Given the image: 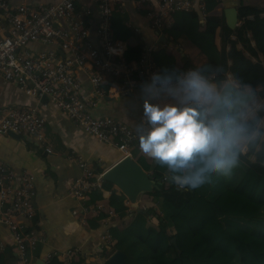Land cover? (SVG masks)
Listing matches in <instances>:
<instances>
[{
    "label": "built area",
    "instance_id": "1",
    "mask_svg": "<svg viewBox=\"0 0 264 264\" xmlns=\"http://www.w3.org/2000/svg\"><path fill=\"white\" fill-rule=\"evenodd\" d=\"M91 1L98 15L96 45L89 39V28L93 27L91 12L88 8L77 7L75 0L34 6H12L7 0H0V78L29 97L36 100L45 98L76 127L98 142L112 145L124 158L131 156V150L139 143V136L147 134V123H143V119V126L139 131H134L113 118H96L92 110L99 99L114 95L127 97L141 85L153 83L163 88L159 79L162 73L150 57L156 47H142L140 57L136 61H129L126 58V44L115 38L113 14L121 12L124 0ZM206 2L135 0L134 5L145 12L150 30L165 34L164 31L173 25V16L177 13L195 12L199 21L205 23L209 15ZM126 24L135 35L139 33L130 23ZM32 44L47 49L36 51L30 47ZM166 48L169 52L174 49L173 44ZM191 71L200 73L189 66L177 80L170 81V85L176 87L181 78ZM79 73L87 76L92 89L90 94L84 91ZM200 74L208 82L213 79V76ZM183 107L194 105L188 101ZM207 118L211 119L210 111ZM7 133L30 138L44 153L51 154L46 138V121L38 107L0 108V134ZM69 159L80 171V176L74 179L69 188V195L81 204L83 221L88 216L102 222H105V218L119 220L105 201L87 204L91 193L103 194L104 172L96 173L85 160L73 154L69 155ZM167 180V177H163L162 182ZM174 189L181 191L175 185ZM35 197V177L24 171L17 179L15 171L0 160V224L10 232L15 252L14 264H35L34 253L46 242L45 235L38 229L39 224L35 222ZM145 208L140 209L144 211ZM131 211L127 213L128 218ZM72 214L77 216L79 212L74 210ZM149 220L157 224L155 217ZM110 227L106 224L100 236V261L107 262L116 251L109 233ZM5 249V243L0 240V256ZM73 259H81L85 263L97 262L96 257L77 248L52 250L42 261L43 264L53 261L70 264Z\"/></svg>",
    "mask_w": 264,
    "mask_h": 264
},
{
    "label": "trees",
    "instance_id": "2",
    "mask_svg": "<svg viewBox=\"0 0 264 264\" xmlns=\"http://www.w3.org/2000/svg\"><path fill=\"white\" fill-rule=\"evenodd\" d=\"M210 2H206L207 12L217 7L216 2ZM262 15L264 9L241 2L240 25L230 30L222 17L208 15L201 25L195 12L177 13L171 28L164 32L173 44L185 41L206 57L207 64L199 71L213 76L211 82L218 88L230 76L241 89L249 88L260 102L264 100ZM118 16L115 14L113 18L119 20L121 27L117 29L113 22L114 34L117 40L123 41L131 33L122 26L127 18ZM218 29L219 47L216 46ZM237 46L242 49L238 50ZM126 58L132 61L129 54ZM154 60L162 77H170V81L177 80L189 67L183 59L182 66L176 67L175 59L166 55L165 50L157 51ZM260 122L263 128L257 129ZM238 125L243 142L237 151V166L229 176L213 174L210 182L200 189L176 191L171 177L162 182L165 167L149 166L134 151L132 159L145 173L151 172L158 183L151 193L142 195L152 206L143 213L132 209L128 218L126 197L112 184L103 183V190L110 192L105 203L119 218V224L111 226L109 233L114 249L125 254V264H264V104L253 118L247 121L242 118ZM102 199L101 192H93L87 204L99 203ZM205 205H208L207 211L191 226ZM153 217L157 225L150 222ZM90 226L97 225L91 222ZM173 239L178 250L172 245ZM14 260L11 250L0 256V264H12ZM70 264L99 263L73 259Z\"/></svg>",
    "mask_w": 264,
    "mask_h": 264
},
{
    "label": "crops",
    "instance_id": "3",
    "mask_svg": "<svg viewBox=\"0 0 264 264\" xmlns=\"http://www.w3.org/2000/svg\"><path fill=\"white\" fill-rule=\"evenodd\" d=\"M12 6L23 4H54L61 0H7ZM210 3H217V7L211 12H208L211 17H222L225 20V11L227 9H238L241 7V2L245 6H252L264 9V0H210ZM135 0H124V7L121 12H115L119 16H125L127 20L123 27L128 29L131 36L123 40L127 46L126 56L130 60L136 61L141 54L142 47L154 46L156 51L150 56L154 60V54L159 50H165L166 55H170L176 61V67H181L183 60L187 64L197 70H200L207 64L206 57L197 51L193 46L183 41L181 44H173L165 35L167 42L162 38V33H156L150 30L148 21L143 10H138L134 5ZM77 7L88 8L91 12L90 18L93 22V27L89 28L90 41L96 45L95 26L97 24V10L91 0H75ZM207 9V4H206ZM118 16V17H119ZM264 17V15H262ZM251 19V18H249ZM113 22L117 29L121 26L118 19L113 18ZM139 30L135 35L126 23ZM204 25V23H201ZM240 22L238 21V27ZM113 27V25H112ZM113 32H115L113 28ZM219 32L216 33V46L219 47L220 39ZM122 41V42H123ZM173 44L172 51L167 50V46ZM253 45V43H252ZM30 47L33 50H45L44 46L32 44ZM241 50V46H237ZM229 50V47H227ZM247 56V54H245ZM183 59V60H182ZM261 59V57H260ZM155 61V60H154ZM254 61V60H252ZM264 66V65H263ZM79 78L82 81L83 89L86 93L92 92L91 86L87 81V76L79 73ZM230 77V76H228ZM231 78V77H230ZM216 89L218 96L219 90L217 86L209 81ZM149 85H141L135 89L127 97L114 95L98 100L96 107L92 110V114L96 118H113L117 121L127 124L134 131H139L141 122L144 119V101L149 100L152 104H158L163 107L168 104L177 107H183L188 101L183 98L181 85L175 87L176 94H172L167 90H161L156 97H148L144 88ZM249 89V88H245ZM38 107L40 114L46 121V138L50 147L51 154H46L38 146V144L30 138H18L21 136L0 134V160L5 162L12 168L20 178L22 172L27 171L35 177L36 197L34 199V208L36 213L35 222L39 224L38 229L46 237L45 244L39 246L34 253V263L41 261L43 257L52 250H67L72 248L80 249L82 252L96 257V263L108 264L107 262L98 260L100 254V236L104 226H115L119 224L115 218H105L102 222L99 219L87 217L82 219L81 204L69 195V188L75 178L80 176V171L74 162H71L69 155L73 154L85 160L96 173H103L110 167H113L122 159L121 153L112 145L100 143L92 136L87 135L82 129L76 127L58 108L48 103L47 100H36L25 95L18 87L5 82L0 78V108L5 107ZM136 149V150H135ZM138 152L149 166H155L145 153L140 150L139 143L131 150ZM151 175V172L147 173ZM164 177H171L172 173L167 170ZM115 189V187H114ZM117 191V190H116ZM119 193V191H117ZM110 192L103 191V202L109 197ZM89 199V198H88ZM102 202V201H101ZM129 210L136 207L137 209L149 208L152 206L148 202L146 196H140L135 206L127 201ZM208 209L205 205L199 216L192 222L194 226L199 217H201ZM76 210L79 215L73 216L72 212ZM81 214V215H80ZM104 217V215L102 216ZM91 222L96 223V227L90 226ZM157 225L156 223H152ZM0 240L5 243L6 249L1 256L11 250L13 258L15 252L11 245L9 230L0 224ZM13 262V261H12ZM7 264H10L7 262ZM14 264V263H12ZM54 264H64L61 261H56Z\"/></svg>",
    "mask_w": 264,
    "mask_h": 264
},
{
    "label": "clouds",
    "instance_id": "4",
    "mask_svg": "<svg viewBox=\"0 0 264 264\" xmlns=\"http://www.w3.org/2000/svg\"><path fill=\"white\" fill-rule=\"evenodd\" d=\"M159 79L163 88L150 83L144 88L148 97H156L161 90L176 94L170 77ZM180 85L183 98L194 107H161L146 99L143 123H147L149 130L139 136V147L172 173L171 182L180 190H197L208 184L215 173H232L238 164L237 151L243 137L233 121L207 118L219 99L215 87L199 72L185 74Z\"/></svg>",
    "mask_w": 264,
    "mask_h": 264
},
{
    "label": "water",
    "instance_id": "5",
    "mask_svg": "<svg viewBox=\"0 0 264 264\" xmlns=\"http://www.w3.org/2000/svg\"><path fill=\"white\" fill-rule=\"evenodd\" d=\"M225 18L228 29L235 30L238 27V14L236 9H227L225 11ZM161 36L166 43L167 39L165 38V34ZM217 98L219 99V104H213L212 110H210L211 119L231 120L235 124L238 120L241 108L251 102L252 96L251 94H243L238 91L236 87L234 88L233 84L227 83L219 90ZM43 100L46 99L44 98ZM7 135H11L12 137L15 136L12 133H7ZM103 180L112 184L133 206H135L141 195L151 193L158 184L151 175L143 171L131 156L122 158L113 167L105 171ZM133 210H136L138 213L144 212L140 208L137 209V205ZM172 245L178 250L175 239L172 240ZM125 258L126 256L124 253L116 250L107 260V263L125 264ZM37 264H43V261H37Z\"/></svg>",
    "mask_w": 264,
    "mask_h": 264
},
{
    "label": "rangeland",
    "instance_id": "6",
    "mask_svg": "<svg viewBox=\"0 0 264 264\" xmlns=\"http://www.w3.org/2000/svg\"><path fill=\"white\" fill-rule=\"evenodd\" d=\"M227 79H228L227 82L222 84L221 88L217 87L218 90H221L224 87L225 84L230 83V84H233L237 88V90L242 92L243 94H249V95L251 94V96H252L251 102H249L248 104L243 106V108H241V110H240L241 112H239L240 114L238 115V120L235 123L236 126H239L238 122L240 121V119L243 118L244 121H247V120H245L246 118L249 120V119L253 118L256 115V111L259 110L262 107V105L264 104V100L259 102L256 99L255 95H253L249 89H241L237 85V83L235 81H233L230 77H228ZM242 110L244 111L243 113H242ZM249 113H252V114H249ZM262 128H263V123L260 122L258 124L257 129H262ZM253 137H256V134H254ZM262 139H264V136H262ZM242 151L246 152L245 148H243ZM104 262H106V261H104ZM103 264H105V263H103Z\"/></svg>",
    "mask_w": 264,
    "mask_h": 264
},
{
    "label": "bare ground",
    "instance_id": "7",
    "mask_svg": "<svg viewBox=\"0 0 264 264\" xmlns=\"http://www.w3.org/2000/svg\"><path fill=\"white\" fill-rule=\"evenodd\" d=\"M233 87L235 88V86L233 85Z\"/></svg>",
    "mask_w": 264,
    "mask_h": 264
}]
</instances>
